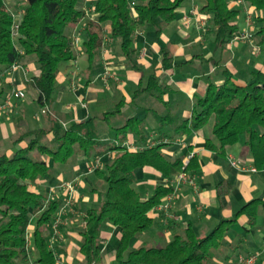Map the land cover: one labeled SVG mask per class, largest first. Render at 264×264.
<instances>
[{"label":"trees","instance_id":"obj_1","mask_svg":"<svg viewBox=\"0 0 264 264\" xmlns=\"http://www.w3.org/2000/svg\"><path fill=\"white\" fill-rule=\"evenodd\" d=\"M234 1L199 0V12L209 17V35L217 47H223L241 32L235 22L239 10L231 6ZM182 2L90 0L88 8L83 9L80 0H21L19 12L13 13L6 0H0V72L10 71L24 57H35L37 72L24 86L35 93V102L48 115L50 123L47 128H21L13 138L16 146L13 153L10 156L0 153V264H57L50 235L65 205V193L52 196L34 187L51 180L54 174L71 172L72 166L79 162L93 165L94 159L104 152H110V157L94 169L102 180L99 194L103 200L83 211V225L78 230V252L84 264H101L100 233L107 224L120 233L114 264H211L222 235L238 216L245 215L254 229L257 209L264 205L261 198L244 204L232 218L220 220L204 236H198L189 224L183 227L172 219L166 225L171 229L170 239L163 238L155 247L146 246L151 237H145L135 247L141 235L148 236L154 227L162 228L156 224L153 213L173 194L171 181L181 173L188 174L193 154L183 166V160L190 155L188 151L167 160L160 153L163 144L146 143L140 149H129L126 145L129 136L143 138V120L129 117L121 125L113 126L109 116L120 110L72 121L65 127L61 123L58 126V117L47 112L61 64L74 62L77 53L83 50L90 68L106 40L115 41L120 55L131 61L135 54L134 35L150 27L158 37L164 26L175 19ZM243 7L246 13L255 15L257 28L249 33L250 38L264 49V0H243ZM14 24L18 25L17 34H13ZM81 26L79 51L72 31ZM161 65L163 69L174 65L165 47H161ZM221 75L222 83L209 82L205 93L195 98L190 117L174 126L173 136L197 131L210 122L206 149L223 155L226 146L241 141L253 167L260 170L264 167V72L252 71L244 85L235 84L225 68ZM141 82L142 78L136 92L148 91L155 98L169 90L154 74L147 77L144 87ZM4 100H0V105ZM168 118L175 120L172 115ZM100 120L112 131L107 140L99 134ZM143 167L154 168L166 179L147 198L135 188L136 173ZM162 212L166 215V211ZM32 218L35 222L29 233Z\"/></svg>","mask_w":264,"mask_h":264},{"label":"crops","instance_id":"obj_2","mask_svg":"<svg viewBox=\"0 0 264 264\" xmlns=\"http://www.w3.org/2000/svg\"><path fill=\"white\" fill-rule=\"evenodd\" d=\"M199 4V0H190L187 8L183 7L184 9L182 8L175 19L166 26L174 21L176 23L166 31L164 26L158 37H150L148 29L139 30L134 35L135 54L131 61L120 55L115 41L106 40L98 57L88 68L85 54L83 50L80 51L82 34L78 31L82 26L78 30H73L77 50L80 52L77 53L74 62L60 68L52 104L46 108L49 114L58 117V126L60 123V126L67 125L72 121L115 112L120 108L119 112L109 116L113 126L121 125L129 117L143 120V138L129 136L126 142L129 149H140L146 143L163 144L160 153L167 160H172L187 151L189 154L192 153V168L188 174L194 179L196 187L188 182L173 179L171 182L174 190L169 212L177 216V223L183 227L189 224L198 236H204L220 220L232 218L244 204L256 198L264 201L262 193L264 167L260 170L253 167L252 159L241 141L226 146L224 154L219 155L204 147L205 140L209 137L205 126L188 134L174 136L173 128L181 119L190 117L195 98L205 93L209 82L220 84L224 81L221 72L216 71L218 66L227 69L231 80L239 85H244L250 79L252 71L264 72V65L260 61H264V49L260 47L259 54L252 55L249 48L254 41L235 42L232 39L223 47L215 46L209 35V17L199 12ZM231 6L235 7V2L231 3ZM185 17L188 18V24ZM237 24L239 31H242L240 24L238 22ZM161 47H165L172 57L174 65L169 69L162 68ZM204 62L206 64L202 67L201 64ZM196 65L198 68L193 70V66ZM19 66L12 71L0 72L1 102L13 89L24 92L23 98L12 97L9 106L0 111V140H10L24 127L35 129L47 128L50 125L48 115L43 112L42 114L41 109L37 108L32 112L29 110L33 103L37 104L35 93L24 86V82L37 72L30 56L22 58ZM241 66L245 67L244 73L239 70ZM103 70L109 71L115 77L108 80L107 86L99 79ZM151 74L156 76L160 84L169 88L159 98L151 96L148 91L136 92L141 78V85L144 87L147 77ZM242 74L243 78L240 77ZM72 75H76L79 82L75 89H70ZM67 95L73 100L72 103L67 101ZM80 98L83 103L80 102ZM77 102L82 105L87 102L97 105L100 102L104 110L98 113L94 106H87L86 110H77L74 107ZM171 115L175 116V120L168 118ZM104 125L101 138L107 140L112 137V131L107 124ZM27 141L28 139L21 145L24 146ZM15 148L13 144V150ZM10 150L0 149V153L10 156L12 154ZM110 155V152H104L98 156L105 162ZM232 162L237 166L232 165ZM80 168L81 171L84 170L83 165ZM71 171H78L77 166H72ZM136 177V180L146 182V186H154V190L156 185L166 182L165 177L152 167L139 169ZM99 186L101 189L102 182ZM149 196L150 191H145L143 197ZM94 197L96 199V196ZM82 199L84 200V197ZM92 206L89 203L83 204L82 208L80 207L81 214ZM166 215L162 210L156 209L153 216L156 217V224L162 228L154 227L148 236L141 235L134 246H138L145 237L154 239L152 235L155 238L163 236L164 240L170 239L171 229L166 225L171 223L172 219ZM77 218L78 215L75 218L67 216L61 235L57 238L53 237L52 233L50 235V247L56 250L57 264H84L78 252L80 242L78 230L83 222ZM32 229L31 224L29 233ZM113 235L119 240V231L108 224L100 233L103 254L101 264L115 262V252L108 256L105 253L106 244ZM217 248L211 264H238L237 256L247 253L257 255L256 264H264V205H259L257 209L254 229L248 225L245 215L238 216L222 235Z\"/></svg>","mask_w":264,"mask_h":264},{"label":"rangeland","instance_id":"obj_3","mask_svg":"<svg viewBox=\"0 0 264 264\" xmlns=\"http://www.w3.org/2000/svg\"><path fill=\"white\" fill-rule=\"evenodd\" d=\"M90 0H80V6L83 8V9H87L88 8V3H89ZM235 0V7L239 10V13H238V16L236 17V22H238L240 24V27L243 29L241 32H243L244 30L247 31V32H254L257 28V26L254 24L255 21H254V14H247L246 13V9L245 7H243V0ZM7 4L9 5L10 9L12 10L13 13H17L19 12L20 10V7H21V0H6ZM190 4V0H184L183 3L181 4V6L179 7V9L177 10V13H180V10H182V8H187V6ZM183 8V9H184ZM248 15V17H247ZM176 22L174 21L172 24H175ZM172 24H170L169 26H165V31L168 30V28H170L172 26ZM256 27V28H255ZM149 31L147 33L150 34V37L151 36H155L154 34V30L153 28H150L148 29ZM148 34V35H149ZM235 42H240V41H248V42H252L254 40H252V37L250 38H245V39H238V40H234ZM250 54L252 55H258L259 52H260V47L256 44V42H252L250 44ZM30 58L32 59V62L33 64L35 65L36 69H37V63H36V59L34 56H30ZM263 65H264V61L260 60ZM206 63H202L201 66L203 67V65H205ZM63 65L65 64H61L60 68H63ZM198 67L197 65L196 66H193V70H196ZM223 69L222 66H218L217 68V72H221ZM241 72L244 73L245 71V67H240L239 69ZM255 70V69H254ZM241 78H243V74L240 76ZM115 79L114 76H112V74L109 73V71L107 70H103V72L99 75V79L101 80L102 84L104 86H107V82L109 79ZM104 79L106 83H104ZM79 86V82H77V76L76 75H72V77L70 78V89H75L76 86ZM24 97V96H23ZM22 97V98H23ZM21 99V98H20ZM80 102L83 103V100L82 98H80ZM70 101L71 103L73 102V100L71 98H69V96L67 95V101ZM26 101V99H25ZM76 103V106H74L77 110H81V109H85L88 107H95L98 111V113H100L101 111L104 110V107H102L101 103L99 102V104L97 105H94L93 103L92 104H81V103ZM96 104V103H95ZM9 105H5L4 107H2L0 109L1 110H4L5 108H7ZM32 107H30V112L34 111V109H41L37 104L33 103L31 105ZM115 108H113L114 110ZM117 109V107H116ZM120 108H118L119 110ZM86 110V109H85ZM41 113L43 112L42 109L40 110ZM43 114V113H42ZM46 114V113H44ZM68 125V124H67ZM67 125H62L63 127L67 126ZM97 128L99 130V134L101 135L102 134V131H103V127L105 126L104 125V122L103 121H99L97 123ZM205 131L210 135V122H208L207 125H205ZM204 131V132H205ZM14 138V137H13ZM13 138H11L10 140H0V149H4L6 150L7 148L11 149L10 152L13 153V144H12V140ZM96 158H99V162L100 164H96L97 167L93 168V169H90L89 170V164H87L85 161L83 162H79L76 166H77V170L78 171H71V172H62L58 177L54 174L53 178L51 180H48V181H43L41 183H37L36 184V187H34L32 185V187L40 190V191H45V192H49L50 195L52 196H57L58 194H60L61 192H64L65 193V197H66V201H68V204L67 206L65 207V209L61 210V222L56 226V228H52V236L57 238L61 235V231L64 227V219H66L67 216L69 217H73L75 218L77 215H78V218L79 220L81 219L82 217V214H81V210H80V207L82 208V205L83 204H91L93 206L97 205L100 203L101 200H103V195L101 196L99 193H100V184L102 182V180L100 179V177H98L97 175L94 174V169L96 168H99L101 167V164H102V159L101 157L97 156ZM95 158V159H96ZM94 159V161H95ZM93 161V163H94ZM232 165H235L237 166L234 162L231 163ZM81 165L84 166V170L81 171ZM100 165V166H99ZM57 177V178H56ZM72 179V180H71ZM194 181V179H193ZM72 182V183H71ZM195 183V181H194ZM66 184H70V185H73V191L71 192V197L69 196V194L66 192V190L64 189V186H66ZM196 185V184H195ZM194 185V187H196ZM33 188V189H34ZM103 188V187H102ZM135 188L137 191H139L141 193V195H145V191H150V194L152 195L153 194V191H154V186H146V182L144 183L143 181H138L136 180L135 181ZM96 196V199L95 197ZM84 197V200L82 199ZM172 201V200H171ZM171 203V202H170ZM166 214L168 215L169 218L171 219H177V216H175L174 214H170L169 210L166 211ZM77 218V219H78ZM35 222V218H32L31 220V224H34ZM152 237H154V239H147L148 241H146L145 245L146 246H159L161 244L160 241H162V239L164 238L163 236L162 237H157L155 238V236L152 235ZM118 239L115 237V235L111 236L110 237V240L108 242V244H106V255L108 256L109 254H112L115 252V249H116V246L118 244ZM109 258V257H108ZM107 258V259H108ZM115 262H112L111 264H114Z\"/></svg>","mask_w":264,"mask_h":264},{"label":"built area","instance_id":"obj_4","mask_svg":"<svg viewBox=\"0 0 264 264\" xmlns=\"http://www.w3.org/2000/svg\"><path fill=\"white\" fill-rule=\"evenodd\" d=\"M240 1V0H239ZM238 1V2H239ZM247 14L249 15L250 13H248L247 12ZM248 15H247V17H248ZM251 15V14H250ZM185 22L188 24V18L187 17H185ZM17 29H18V25L17 24H14L13 25V34H17ZM250 37V34H249V32H247V31H243V32H240L239 34H237V35H235L233 38H232V40L234 41V40H238V39H247V38H249ZM17 68H19V65H16V64H14V65H12L11 66V70H15V69H17ZM105 80L106 79H104V83H106L105 82ZM24 96V92L22 91V90H19V89H13L12 91H11V93L8 95V97L4 100V102L0 105V109L2 108V107H4L5 105H9V101H10V99L13 97L14 99H20V98H22ZM192 156V154H190L189 156H187L184 160H183V166H185L187 163H188V159L190 158ZM99 160V158H96L95 159V161H94V164L93 165H89V170L90 169H93V168H95V167H97V163L98 164H100V160ZM100 166V165H99ZM253 171H254V169H252ZM177 181L178 182H180V181H183V182H188V183H190L191 185H195V183H194V181H193V178L192 177H190V176H188V174L187 173H181V174H179V176H177ZM72 183V182H71ZM196 186V185H195ZM73 185H70V184H66V186H64V189L66 190V192L69 194V196L71 197V192L73 191ZM172 195L173 194H170V195H168L167 197H166V200H165V203L164 204H162V205H160V207H159V209H162L163 211H167V210H169V208H170V205H171V200H172ZM67 204H68V201H66L65 202V205H64V207L61 209V210H63L66 206H67ZM61 210H60V212H59V214L57 215V217H56V219H55V221H54V223H53V226H52V228H56V226L61 222L60 220H61ZM237 260H238V262H239V264H256V260H257V255L256 254H251V253H249V254H239L238 256H237Z\"/></svg>","mask_w":264,"mask_h":264}]
</instances>
